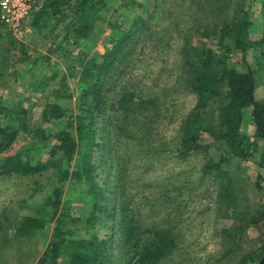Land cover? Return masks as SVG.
Here are the masks:
<instances>
[{
	"label": "trees",
	"instance_id": "trees-1",
	"mask_svg": "<svg viewBox=\"0 0 264 264\" xmlns=\"http://www.w3.org/2000/svg\"><path fill=\"white\" fill-rule=\"evenodd\" d=\"M117 1L45 0L39 11L32 14L31 26L39 31V37L46 38L69 19L63 34L52 39L55 46L43 63H39L43 78L32 90L43 93L50 79L60 75L53 69L50 79L46 76L49 67L45 69V63L49 64L52 56L59 57L65 44L77 47L79 66H66L57 84V87L63 84L62 87L53 90L57 96L72 98L65 83L68 75L75 79L74 86L80 92L75 115L70 109L49 104L43 109L42 124L30 128L26 108L20 103L6 108L0 99V176H35L47 171L48 165L37 159L45 150L61 162L57 163L54 176L58 184L51 197L47 196L30 215L11 224L13 237L26 239L45 233L54 220L51 238L36 264H163L172 258L180 245L179 235L169 219L155 221L153 212L154 208L165 210L168 206H175L178 211L182 204L177 199L171 200L170 193L179 192L181 196L184 186L170 183L169 189L164 180L160 184H139L138 180L130 179L134 161L139 160L150 169L155 162L170 157L169 154L185 158L207 152L208 145L202 143V138L209 134L221 139L232 157L247 161L257 156L256 165L264 167V148L258 146V142L264 144V98H256V90L264 86V0L259 2L261 30L255 39L251 37L255 27L252 10L255 0H205L214 16L210 22L199 18L200 4L197 6L191 1L184 11L182 0L169 4L167 11L172 19L169 27L178 30L180 19L188 10L193 24L187 31L196 33L193 38L183 36L181 48L184 85L196 95L195 112L182 120L181 139L173 144L156 139L160 102L142 97L122 81L129 75L126 66L131 64L130 58L140 44L169 46L170 41L164 38L168 29L163 37L152 30L159 0L123 1L116 9L119 15L108 19L104 11L108 12V7ZM69 10L71 14L67 17L64 13ZM105 29L110 31L104 38L108 45L97 59L90 52ZM207 40L215 41L214 48L208 46ZM11 49L18 50L23 59L27 57V48L22 43L9 39L4 53L7 55ZM250 51L255 52L253 64L248 61ZM233 53H240L244 70L231 62ZM223 87L227 90L224 96ZM219 96L222 101L217 118L206 127L202 116L211 101ZM247 116L254 126L256 143L243 131ZM1 117H5L6 124L1 122ZM20 132L27 135L26 142L8 155ZM224 162L220 159L206 169L215 172L220 198L228 207L236 208L240 201L238 190L223 169ZM72 163L75 170L70 173ZM66 181H70L71 189L79 190L78 186L85 189L78 197L88 208L82 225L87 237L75 236L73 229L67 228V218L76 224L80 217L70 208L69 201H62ZM260 181L258 177V187ZM132 187L137 192L133 193ZM146 188L154 190L149 192V197L144 196ZM139 197L145 201L138 200ZM257 213L258 222L264 220V207ZM2 226L0 223V229ZM244 229L226 231V236L235 243ZM2 241L7 243V237ZM261 256V253H251L241 262L257 264Z\"/></svg>",
	"mask_w": 264,
	"mask_h": 264
},
{
	"label": "rangeland",
	"instance_id": "rangeland-1",
	"mask_svg": "<svg viewBox=\"0 0 264 264\" xmlns=\"http://www.w3.org/2000/svg\"><path fill=\"white\" fill-rule=\"evenodd\" d=\"M35 13L39 11L45 0H40ZM74 2V0H72ZM126 0H118L114 6H110L108 12L104 11L107 18H116L119 15L118 8ZM174 0H159L155 9L156 18L153 20V31L156 35L163 37L165 30L168 29L165 40H169L168 47L152 42H143L132 54L131 64L127 65V76L122 81L124 85L131 86L142 97H152L160 102L158 121L156 122V139H164L170 144L178 142L181 138L180 124L190 113L196 104V95L192 94L184 85V72L181 68L184 55L182 53L183 36L194 37L196 33L187 31L191 27L192 20L183 14V18L178 26V30L170 28L172 19L169 18V4ZM192 3L200 6L198 16L201 20L212 21L211 11L205 5V0H182V7L187 9V5ZM261 0H255L252 4L255 27L251 37L255 39L261 30V19L259 8ZM73 2L71 4H73ZM117 9V10H116ZM67 17L71 11L64 13ZM33 15L29 19L30 30L22 36H15L7 28L0 29V99L6 108H11L12 104L20 103L23 108L28 110L27 123L30 128H35L42 124V112L46 105L57 104L70 109L75 115L80 92L74 86V78L67 76L69 90L72 98L55 95V92L62 87L60 83L61 74L65 73L66 66H79L78 48L70 47L65 44L59 57L52 56L50 63H45L47 67L46 76L51 77L54 70L60 74L55 80H51L49 87L43 93L35 92L32 89L42 80L43 74L39 71V63L48 51L55 46L54 37L63 34L68 20L61 23L54 29L49 38L39 37V31L31 26ZM195 31V30H194ZM110 34L109 29H105L100 37H97L95 46L91 49L97 55L105 52L108 45L104 38ZM9 39L22 43L27 48V57H20L18 50H12L6 55V47ZM194 40H197L195 37ZM57 41V40H56ZM208 46H215V41L207 40ZM146 44V45H145ZM145 45V46H144ZM110 47V45H109ZM141 47H144L141 49ZM71 51V54H66ZM254 51H250L248 56L249 63L253 64ZM39 57V61L36 59ZM231 62L237 69L244 70L245 66L241 62L240 53L231 55ZM23 59V60H22ZM98 59V58H97ZM100 61V60H98ZM58 64V65H56ZM53 81V82H52ZM4 87H3V86ZM56 91L53 92L54 88ZM131 89V90H132ZM226 88L221 89V94L226 95ZM225 98V97H224ZM258 100L264 98V86H259L256 90ZM219 96L213 99L205 110L202 121L207 127L217 118L220 102ZM193 111V112H192ZM248 115V114H247ZM249 116L246 117L243 127L244 133L254 141V126L250 122ZM3 124L7 123L5 117H1ZM45 125V124H44ZM27 135L20 132L12 150L8 155L13 154L26 141ZM202 143L208 145V151L193 153L185 158L169 154L168 158H163L160 162L152 164V168L146 169L143 162L137 160L130 166V179L143 182H157L160 184L164 180L165 184L170 183L184 186L179 192H171V200L177 199L182 205L178 211L175 206H168L165 210L154 208L153 216L155 221L169 219L170 225L175 226L176 233L179 235L180 245L172 258L163 264H252L242 263V258L251 253H261L260 263L264 256V220L258 222L257 216L259 209L264 207V167H258L255 161L258 157L242 161L228 154V149L223 141L209 134H204ZM256 143V142H255ZM258 146L263 149L264 144L258 142ZM48 150L39 154L37 159L48 165V170L39 175H15L0 176V264H36L41 258L48 241L51 238L54 220L51 221L45 233L37 234L33 238L15 239L11 224L16 223L21 217L30 215L34 208H37L43 200L51 197L52 190L57 186V178L54 176L58 169L57 163L61 164L58 157H50ZM79 153H82L79 151ZM135 152H131V154ZM76 157H74V160ZM224 159L223 169L230 175L235 182L238 190V203L235 207H228V203L219 196L218 179L215 172L209 171L206 167L211 163H217ZM74 164L70 168V173L75 170ZM258 177H261L260 185L257 186ZM178 181V182H176ZM181 183V184H180ZM184 183V184H183ZM70 181L64 184V194L62 201H69L70 208L76 210L75 215L80 217V222L73 224L69 218L65 220L67 228L73 229V235L87 237V232L82 225L86 217V211L82 199L78 197L85 189L81 186L79 190L71 189ZM75 187V186H74ZM77 187V186H76ZM157 189V188H156ZM133 193L137 189H132ZM158 190V189H157ZM154 191L152 188L144 190V196L149 197ZM138 200L145 201L141 197ZM82 212H80V211ZM10 217L7 222V218ZM4 218L6 219L5 222ZM245 227L241 234H238L235 243L228 238L226 231L234 232L235 229ZM7 237V243L2 241Z\"/></svg>",
	"mask_w": 264,
	"mask_h": 264
},
{
	"label": "built area",
	"instance_id": "built-area-1",
	"mask_svg": "<svg viewBox=\"0 0 264 264\" xmlns=\"http://www.w3.org/2000/svg\"><path fill=\"white\" fill-rule=\"evenodd\" d=\"M40 0H0V23L15 36H22L30 30L28 25Z\"/></svg>",
	"mask_w": 264,
	"mask_h": 264
},
{
	"label": "water",
	"instance_id": "water-1",
	"mask_svg": "<svg viewBox=\"0 0 264 264\" xmlns=\"http://www.w3.org/2000/svg\"><path fill=\"white\" fill-rule=\"evenodd\" d=\"M259 264H264V256L262 257V259H261Z\"/></svg>",
	"mask_w": 264,
	"mask_h": 264
},
{
	"label": "crops",
	"instance_id": "crops-1",
	"mask_svg": "<svg viewBox=\"0 0 264 264\" xmlns=\"http://www.w3.org/2000/svg\"><path fill=\"white\" fill-rule=\"evenodd\" d=\"M4 27H5V26H3V25L0 23V29H1V28H4ZM5 28H6V27H5Z\"/></svg>",
	"mask_w": 264,
	"mask_h": 264
}]
</instances>
